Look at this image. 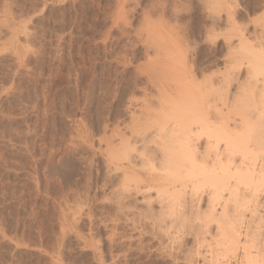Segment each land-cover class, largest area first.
Masks as SVG:
<instances>
[{
	"label": "rangeland",
	"instance_id": "rangeland-1",
	"mask_svg": "<svg viewBox=\"0 0 264 264\" xmlns=\"http://www.w3.org/2000/svg\"><path fill=\"white\" fill-rule=\"evenodd\" d=\"M238 32L264 38V0H0V264H184L154 208L111 202L99 147L155 94L170 36L220 78Z\"/></svg>",
	"mask_w": 264,
	"mask_h": 264
},
{
	"label": "bare ground",
	"instance_id": "bare-ground-1",
	"mask_svg": "<svg viewBox=\"0 0 264 264\" xmlns=\"http://www.w3.org/2000/svg\"><path fill=\"white\" fill-rule=\"evenodd\" d=\"M207 15L212 27L222 18ZM239 32L225 41L236 67L220 78L205 75L169 34L166 60L151 69L160 76L155 98L145 94L129 124L99 145L111 202L154 208L162 239L184 264H264V163L255 161L264 152V38L243 44ZM228 82L238 96L223 109Z\"/></svg>",
	"mask_w": 264,
	"mask_h": 264
}]
</instances>
